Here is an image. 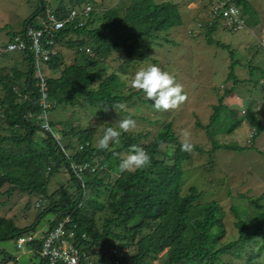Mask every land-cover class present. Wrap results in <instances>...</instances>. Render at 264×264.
I'll list each match as a JSON object with an SVG mask.
<instances>
[{
    "label": "trees",
    "instance_id": "16d2710c",
    "mask_svg": "<svg viewBox=\"0 0 264 264\" xmlns=\"http://www.w3.org/2000/svg\"><path fill=\"white\" fill-rule=\"evenodd\" d=\"M37 1V7L22 21L19 30L7 32L9 38L0 49L2 55H19L22 63L21 67L2 65L0 68V189L6 185L7 189L2 192L6 196L20 193L27 199L36 198L39 201L36 208L40 211L32 223L23 228L17 227L10 219L0 218V242H15L17 238L35 234L42 216L50 213L52 218L47 227L68 217L69 225H74L72 242L78 244L86 255L103 256L107 255L109 249L118 248L123 250L120 264H149L148 259L156 258L164 250L158 264H223L219 257L233 255L241 258L242 252H238L240 246L249 243L256 248H252V252L251 249L244 252L245 258L240 264H257L256 260L264 248V207L253 216L250 226L235 213L233 227L237 238L220 244L226 234L221 208L214 202H199L200 194L192 187L188 188L186 194H180L182 165L189 160V154L180 150L171 124L161 128L146 145L143 144L144 136L122 133L119 146L108 151L91 145L93 128L68 127L63 130V127L56 128L61 125L60 122L48 120L47 125L52 132L48 133L42 130L41 120L37 119L43 110L38 102L41 82L47 104L44 109L46 116L59 106L77 104L79 99H83L92 109L102 106L119 111L116 106L137 92L127 98L111 94L115 86L119 87L116 85L117 76L127 74V63L140 51L141 41L155 42L162 39L161 36L166 40L169 29L182 25L176 4L125 0V6L116 4L98 11L97 0H57L52 7L48 1ZM231 3L241 10L247 27L250 23L256 25L254 29L257 33L264 30L262 23L251 22L249 8H246L247 0H234ZM200 5L203 6L201 2ZM85 7L92 10L81 17L82 21L84 19L82 26L74 28L69 24L58 31L53 44L47 46L54 53L49 54L47 61L41 62L39 58L38 66L35 67L36 59L28 50V41L23 52L5 51L6 44L13 37L24 39V30L33 26L35 18L43 17L47 10L57 19H63L71 10L82 12ZM120 7H124L121 12ZM213 25L206 29L204 41L208 45L214 44L209 38ZM256 46L259 50V46ZM87 47L92 55L84 53ZM62 48L74 50L72 62L65 64ZM112 52L120 54L123 63L117 73L111 72L100 79L105 71L100 63ZM253 56L254 53H251L252 61ZM261 62L264 65V56ZM236 64L233 63V66ZM260 68L263 67L257 64L251 66V61L250 64L247 62L246 74L250 77L255 75L254 80L258 78L257 82L260 83L261 78L254 73V69ZM231 76L229 73L228 77ZM226 94L225 90L222 96ZM221 100L219 105L213 106L209 124L204 129L208 130L219 117ZM246 105L240 122L245 121L247 130L253 129L256 135L261 130L251 109L256 104L247 100ZM55 133H58L59 139ZM62 139L66 140L64 144L60 142ZM211 141L213 149L237 150L235 146L216 145L212 138ZM134 145L150 154V166L120 172L119 154L130 153ZM161 146L171 148V153L159 151ZM166 159L170 160L169 164L165 163ZM71 163L86 165V168L77 172L70 167ZM60 170L69 177L71 193L66 198L59 195L56 201L54 196L57 192L48 194L47 186L51 177ZM262 199L264 191L253 199V203L257 206ZM27 204L28 201L24 206ZM230 210L235 212V206H230ZM102 211L108 213L100 219L101 226H97L94 214ZM117 227L120 228L119 233L112 231ZM143 230H151V233L140 236ZM136 237L138 240L133 243ZM128 245L135 247L133 255L127 251ZM39 246L40 238L32 239L25 248L37 251ZM0 254L3 255L0 264L11 262L10 256L3 250H0ZM39 260L40 264H46L43 259Z\"/></svg>",
    "mask_w": 264,
    "mask_h": 264
},
{
    "label": "rangeland",
    "instance_id": "374dc122",
    "mask_svg": "<svg viewBox=\"0 0 264 264\" xmlns=\"http://www.w3.org/2000/svg\"><path fill=\"white\" fill-rule=\"evenodd\" d=\"M43 1L50 2L52 7L57 0ZM124 1L97 0L98 5L95 8L102 11L116 4L125 6ZM151 1L154 4L175 3L182 25L169 29L166 32V40H163L162 34H159L162 37L160 40L157 39L150 43L145 40L140 42V51L133 55L127 63V74L117 76L116 85L119 87L115 86L111 93L118 95V97L127 98L128 95L137 92L129 100L118 104L125 105V108L117 107L119 111L114 108L106 109L102 106L92 109L86 105L83 99H79L75 105L59 106L47 117L53 122L61 123L60 126L56 127L58 129L61 127L63 130H67L68 127L76 129L93 128L94 134L91 142L93 147H98L97 140L102 137L104 128L116 127L120 119L129 117L137 121V127L135 130L124 134L144 136V145L149 143L152 137L166 124H171L173 135L179 143L182 139V130H188L191 133V142L197 150L188 153L189 160L182 165V191L180 194H186L188 188L192 187L200 194L199 202H214L221 208L223 211L222 223L226 234L220 244H225L237 238L233 227V223L236 221L235 213L240 220L250 226L253 224V216L264 207V199L259 201L257 206L253 203V199L264 191V65L261 62L264 53L260 49L258 50L256 46L255 35L257 31L254 29L256 25L253 26L248 23L250 26L246 29L227 30L222 21H211L207 7L208 0H203L202 7H200L201 0ZM37 2V0H0V49L5 45L7 32L19 30L22 21L37 7ZM120 8L122 9L120 12L123 11L124 7ZM246 8H249L248 13L251 22L258 21L256 23L259 24L260 22L264 25V0H247ZM197 22L206 28L199 30L195 27ZM212 24H214L213 31L210 32L209 38L214 44L208 45L204 41V37L207 27ZM191 28L192 34H190ZM216 43L223 44L225 47L223 45L218 46ZM61 51L65 64L72 62L75 56L74 50L62 48ZM84 51L86 55H92L90 48L87 47ZM251 53H254L253 57L257 61V65L263 67L254 69V73H257L261 78L260 83L257 82L258 78L252 82L240 83L239 81L245 78L244 75H247L243 71L246 68V63L250 64L251 61L252 66ZM4 56L10 57V54H0V68ZM122 63L123 58L120 54L110 53L100 63L105 69L104 75L102 74L100 79L111 72L117 73L118 67ZM230 63L232 64L229 65ZM233 63L237 64L233 66ZM152 64L169 72L175 77L177 83L183 86L187 100L178 109L166 112L156 111L152 106L153 102L147 99L145 93L130 87L128 81L134 74L141 68H147ZM229 73L232 74L231 77H228ZM233 81L238 82L234 85ZM245 85L249 91L244 94L242 89ZM232 89L233 91L229 92ZM225 90L227 94L222 96ZM246 96L247 98H245ZM219 100H221L220 105H222L220 106L219 117L209 126L208 130L204 129L209 124L213 106L219 105ZM247 100H252L253 104H256L253 106L260 110V112H255L254 117L257 119L255 120L259 123L261 130L256 134L251 144L246 143L248 124L245 121L240 122L241 119L243 120L242 113L247 106ZM117 130L119 129L117 128ZM57 138L59 139V135ZM211 138L216 145L235 146L237 150L229 151L222 147L213 149ZM65 141L60 140L63 144ZM118 146L119 143L111 144L108 151L114 150ZM170 149L161 146L159 151L170 154ZM128 154L130 153H120V159L122 160ZM165 161L166 164L170 163L168 159ZM68 179V175L62 170L51 177L47 192L48 194L57 192L58 195L54 196V200L57 201L60 197L66 198L67 195H70L71 189L68 185ZM6 189V185L0 189V218L10 219L20 228L29 226L40 211L34 206L37 202L36 198L27 199L20 193H12L6 196L2 194ZM59 195L61 196L59 197ZM26 201L28 204L24 206ZM232 205L235 206V212L230 210ZM107 213L108 211L95 212L97 226H101L100 219L105 217ZM51 218L50 213L42 216L32 239L37 240L40 237L41 233L46 230L47 223ZM112 231L119 233L120 228H113ZM150 233L151 230H143L140 236ZM136 240H138L137 237L133 243ZM252 248H256L252 243L240 246L238 252H242L241 258H236L233 255H225L219 258L223 264H240L245 258L244 252L249 249L252 252ZM0 250L10 256L11 262L7 264H40L37 256L38 250L34 251L25 247L17 250L12 240L0 242ZM127 251L133 255L136 249L130 245ZM164 251L156 258L148 259L147 262L149 264L160 263ZM1 258L3 255L0 254ZM256 262L257 264H264V248Z\"/></svg>",
    "mask_w": 264,
    "mask_h": 264
},
{
    "label": "built area",
    "instance_id": "2783aa9c",
    "mask_svg": "<svg viewBox=\"0 0 264 264\" xmlns=\"http://www.w3.org/2000/svg\"><path fill=\"white\" fill-rule=\"evenodd\" d=\"M209 16L211 21L216 20L218 17L223 22L224 27L227 30H240L245 27L244 17L242 16L241 10L234 6L231 2L234 0H208ZM90 7H85L82 12L71 10L66 17L63 19H57L50 11H46L43 17H36L35 24L31 27H27L24 30V39L20 36L12 38L10 43L5 46L6 52H23L25 51L26 42H30L28 50L34 55L36 59L35 67L41 62L47 61L49 54H53L52 48L47 46L53 44L55 34L69 24L75 27H81L83 24L82 16L86 15L90 11ZM81 15V16H80ZM80 16V17H79ZM205 24V23H204ZM196 28H204V25L199 22L196 23ZM192 34V28L190 29ZM25 41V42H24ZM256 44L259 46L261 51L264 53V30L259 32L256 38ZM39 105L42 107L41 114L37 119L41 120L40 127L43 131L48 133L51 132V128L47 125H43L48 122L46 113L44 111L47 108L45 103L44 84H39ZM255 136V131L250 129L248 131L246 143H250L251 139ZM66 155V153H65ZM70 167L77 172L83 171L86 165H75L71 163ZM35 208L39 206V201L35 203ZM69 226V229H67ZM74 225H69L68 217L62 218L56 222L50 228L47 227L40 235V246L38 248V256L43 259L46 264H120L119 259L122 257L121 253L123 250L118 248H111L107 252V255H86L82 248H79L78 244L72 242V230ZM33 235L17 238L14 242L15 249L21 250L25 245L32 240Z\"/></svg>",
    "mask_w": 264,
    "mask_h": 264
},
{
    "label": "clouds",
    "instance_id": "9594fccd",
    "mask_svg": "<svg viewBox=\"0 0 264 264\" xmlns=\"http://www.w3.org/2000/svg\"><path fill=\"white\" fill-rule=\"evenodd\" d=\"M201 3L203 4V0H201ZM90 9L92 10V8ZM205 28L206 26H204L203 29ZM246 28L247 26L245 25L243 29ZM259 32L260 31H258V33L255 35L256 38L258 37ZM128 83L131 88L140 90L145 93L147 99L153 102L152 106L156 111L166 112L169 110L178 109L187 100V95L184 94L183 86L177 83L173 75H171L167 71L162 70L159 66L155 64L149 65L147 68H141L140 70H138L134 74V76L128 81ZM116 107L124 109L125 105L121 104L117 105ZM254 109L258 110L256 106ZM43 126L47 127V124L45 123ZM136 127L137 121L129 117L120 119L117 122L116 127L108 126L104 128L102 137L97 140V145L99 149L107 150L111 144L119 143L122 133H129L135 130ZM117 128L119 130H117ZM181 137L182 139L180 142V150L183 152L191 153L194 150V144L191 142V133L186 129L182 130ZM251 141L249 144H251ZM150 164V154L146 152L143 148L134 145L130 149V154L126 155L121 160V163L119 164V170L120 172L136 171L138 169H144L146 167H149Z\"/></svg>",
    "mask_w": 264,
    "mask_h": 264
},
{
    "label": "crops",
    "instance_id": "0c3cea01",
    "mask_svg": "<svg viewBox=\"0 0 264 264\" xmlns=\"http://www.w3.org/2000/svg\"><path fill=\"white\" fill-rule=\"evenodd\" d=\"M7 37H6V41L8 40V38H9V35L7 34L6 35ZM223 45V44H222ZM1 54V53H0ZM3 59H4V61L2 62V65H3V63H4V65L5 66H7V67H17L18 65H19V67H21V65H22V63H21V60L19 59V55L18 56H16L15 54H10V57H3ZM250 60V59H249ZM248 60V61H249ZM231 64V63H230ZM229 64V65H230ZM252 64H257V61H255V59L252 61ZM1 65V66H2ZM18 67V68H19ZM243 71H245L246 72V68L243 70ZM246 74V73H245ZM254 76L255 75H252L251 77L250 76H248V75H244V77L245 78H242V80L241 81H239L240 83H243V82H249V81H253L254 80ZM238 82V81H237ZM237 82H235V84L237 83ZM234 84V85H235ZM242 90H244V94H245V92L246 91H249V88L247 89V87H246V85H245V87L242 89ZM233 91V89L231 90V92ZM249 96V95H248ZM245 98H247V96L245 97ZM251 101V100H250ZM253 106V105H252ZM253 110H254V112H260V110H255L254 108H255V106H253V107H251ZM247 136V135H246Z\"/></svg>",
    "mask_w": 264,
    "mask_h": 264
}]
</instances>
